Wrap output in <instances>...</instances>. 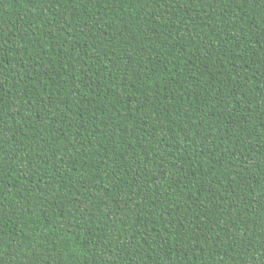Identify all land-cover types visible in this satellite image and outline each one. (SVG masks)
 Segmentation results:
<instances>
[{"label":"trees","instance_id":"trees-1","mask_svg":"<svg viewBox=\"0 0 264 264\" xmlns=\"http://www.w3.org/2000/svg\"><path fill=\"white\" fill-rule=\"evenodd\" d=\"M0 264H264V0H0Z\"/></svg>","mask_w":264,"mask_h":264}]
</instances>
